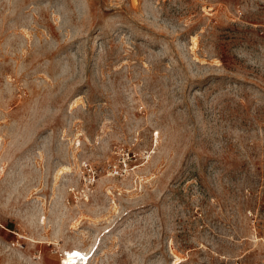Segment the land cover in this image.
I'll return each mask as SVG.
<instances>
[{
  "label": "rangeland",
  "instance_id": "374dc122",
  "mask_svg": "<svg viewBox=\"0 0 264 264\" xmlns=\"http://www.w3.org/2000/svg\"><path fill=\"white\" fill-rule=\"evenodd\" d=\"M71 253L264 264V0H0V264Z\"/></svg>",
  "mask_w": 264,
  "mask_h": 264
},
{
  "label": "bare ground",
  "instance_id": "6f19581e",
  "mask_svg": "<svg viewBox=\"0 0 264 264\" xmlns=\"http://www.w3.org/2000/svg\"><path fill=\"white\" fill-rule=\"evenodd\" d=\"M68 255H69V257H68ZM74 257V254H67V257H65V259L63 260V262H62V264H74L73 262H72V259H74L73 258Z\"/></svg>",
  "mask_w": 264,
  "mask_h": 264
},
{
  "label": "built area",
  "instance_id": "2783aa9c",
  "mask_svg": "<svg viewBox=\"0 0 264 264\" xmlns=\"http://www.w3.org/2000/svg\"><path fill=\"white\" fill-rule=\"evenodd\" d=\"M72 264V263H71Z\"/></svg>",
  "mask_w": 264,
  "mask_h": 264
}]
</instances>
